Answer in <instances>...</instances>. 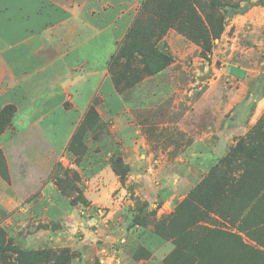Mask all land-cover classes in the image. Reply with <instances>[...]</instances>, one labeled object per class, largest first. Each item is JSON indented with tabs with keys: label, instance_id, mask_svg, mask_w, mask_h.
Instances as JSON below:
<instances>
[{
	"label": "crops",
	"instance_id": "crops-1",
	"mask_svg": "<svg viewBox=\"0 0 264 264\" xmlns=\"http://www.w3.org/2000/svg\"><path fill=\"white\" fill-rule=\"evenodd\" d=\"M144 1L0 0V112L14 108L0 132V229L9 236L17 220L25 223L36 207L47 220L46 213L54 212L55 220L66 224L83 223L70 213L96 208L99 215L88 219L98 229L93 231L96 236L103 224H126L138 203L150 209L158 202V214L170 212L176 193L200 183L241 133L236 103L225 115L219 101L213 112L215 127L207 126L204 137L188 143L184 153L170 161L129 122L134 101L116 91L108 63ZM161 88L149 95L137 93L135 99L162 103L157 100L165 95ZM217 99H223V93ZM92 106L100 120L111 123V137L94 140L87 131L86 150L76 158L68 146ZM145 110L140 129L157 125L154 134L161 139L167 125ZM114 145L129 168L123 186L111 168ZM177 162L184 165L183 178ZM155 164L163 166L156 169ZM101 208L108 211L101 213ZM139 235L151 245L160 244L148 230Z\"/></svg>",
	"mask_w": 264,
	"mask_h": 264
},
{
	"label": "rangeland",
	"instance_id": "rangeland-1",
	"mask_svg": "<svg viewBox=\"0 0 264 264\" xmlns=\"http://www.w3.org/2000/svg\"><path fill=\"white\" fill-rule=\"evenodd\" d=\"M259 1L264 0H219L220 6L215 7L210 16L223 19L222 30L215 40L208 35L209 61L203 57V44L197 36L200 30L193 22L198 19L204 23L206 14L209 15V0H193V14L183 20L186 24L181 21L159 29L148 18V11H142L143 2L128 29L131 30L129 41L136 43L132 44L133 50H124L120 56L124 46L121 41L115 60L108 67L111 79L120 82L117 92L134 101L129 122L137 126L134 128H138L142 136L153 141L158 155L168 156L170 161L178 159L188 143L204 137L207 126L215 127L213 112L219 101H223L221 107L225 115L236 103L241 133L235 136L233 143L226 145L222 153L225 162H219L192 189L201 188L197 195L200 194L202 204L189 206L190 188L188 193H176L170 212L163 210L158 214V202L150 209L145 203L144 206L138 203L135 211L145 218L144 227L130 226L127 221L122 227L111 228L107 223L99 227L98 236L93 232L98 229L88 220L99 215L96 208L84 214L82 211L70 213L83 223L66 224L55 220L54 212L46 213L50 219L47 220L36 207L25 223L17 220L10 236L0 229L5 239L0 264H264V190L259 193L264 178V151L259 153L258 149L256 154L252 153V148L263 139L260 130L254 134V127L260 125L262 130L264 126V7ZM129 41L124 43L125 48ZM152 41L154 44L148 47H154L164 56L162 70L156 74L144 69L139 53L134 51L141 50L140 43ZM126 58L128 63L124 67ZM159 87L165 92L157 99L162 103L154 104L149 96L151 102L135 99L137 93L149 95ZM222 93L223 99H217ZM152 108H156L153 113ZM144 109L151 111L149 115L157 114V120L167 125L161 129V139H156L154 134L159 129L157 125L151 130L140 129L143 126L140 118L147 115ZM86 126L83 139L87 131H92L94 140L111 137L108 129L111 123L100 120L99 116L93 129L92 121ZM251 133L254 136L249 143L247 136ZM238 144L243 151L237 158L227 159ZM85 150L82 143L69 151L77 158ZM109 154L112 162L122 160L117 145ZM162 166L154 165L156 169ZM176 166L183 178L184 165L177 162ZM184 179L189 181V178ZM155 182L163 186L159 180ZM131 188L128 186L129 190ZM104 211L108 210L101 208V213ZM143 230L152 232L160 240V247L149 244L139 235ZM156 231L163 237L156 235ZM176 246H179L180 256L172 263L167 259ZM34 253L39 255L32 259ZM108 257L111 259L105 261Z\"/></svg>",
	"mask_w": 264,
	"mask_h": 264
},
{
	"label": "trees",
	"instance_id": "trees-1",
	"mask_svg": "<svg viewBox=\"0 0 264 264\" xmlns=\"http://www.w3.org/2000/svg\"><path fill=\"white\" fill-rule=\"evenodd\" d=\"M258 4L264 7V1H259ZM193 6H194L193 0H148L143 3L142 11L144 13H145V9L148 11L147 12L149 13L148 18H151L153 20V24L157 26L159 29L162 26H167V27L175 26L179 24L181 21L184 22L183 21L184 19L187 20L188 18L186 17L189 14L191 15L193 14ZM217 6H220L219 0H209V8H208L209 15L206 14L205 16L206 18L203 24H202V21L198 19H193V22L198 25V31L200 30L197 36H199L202 41V44H203L202 54L206 61H209L208 55L210 54V50H211V42L210 40H208V35H211V40H215L219 37V34L221 33V30H222L223 19L210 16L211 12L214 11L215 7ZM184 24H186V22H184ZM130 31L128 30L122 39L124 46L121 49L122 51L120 53V56L124 54V50L126 52L130 48L132 49V46L136 44L134 40L129 41L131 37ZM126 41H129L128 43H126L129 45L125 48L124 43ZM150 43L154 44V41L146 42L143 44L140 43L141 50H134V51L135 53H139L144 69H146L147 72H149V74H156L162 70L161 64H162V60L164 59V56L163 54L159 53L154 47L150 49L148 47ZM146 48H148L147 49L148 51L146 50ZM130 53L131 51H129V54ZM115 57H116V52L111 56L110 61L108 63V67L111 65V62L115 60ZM127 63H128V58L125 59L124 67H126ZM112 82L114 84L116 91L119 90L120 82L117 81L116 79H113ZM13 112H14L13 107H5L0 112V132L5 128L6 125L9 124L10 119L12 118ZM88 121L90 122L92 121V125H93L92 129L94 125L98 122V115L95 112L93 106L92 108L89 109L88 113L86 114V117L84 118V120L82 121V123L77 128L74 135L72 136V140L68 146L69 150L74 151L75 145L79 146L83 143L82 137L84 135V130H87L86 125L88 124ZM262 122L263 120H260V123ZM259 130L261 131L260 134L262 135L263 139L259 140L257 144L255 145V147L252 148V153L254 154L258 152V149H259V153L261 151L262 152L264 151V126L262 127V130H261L260 125H258V127H254V134L258 133ZM251 138L252 136L250 137V141H251ZM242 151H243V147L240 144H238L233 150H231L227 159L233 160L234 158H237L236 156H238V154L241 153ZM222 162H225V159H223ZM122 164L123 162L120 159H116L113 162L111 161L112 171L114 172L116 176H118L120 185H123L125 183L126 175L129 171L128 166L123 165L124 166L123 167ZM215 166L213 168H215ZM2 176L5 178L4 172H2ZM239 181L240 180H238V183ZM241 182L242 181H240V183ZM199 189L201 188L197 187L194 190H192V192L190 193L188 197V202L189 201L191 202V204L189 205L191 208L196 207L195 204H198V205L202 204V201L200 199V194L197 195V192L199 191ZM262 190H264V178L260 183L259 193H261ZM144 205L145 204H143L142 206ZM144 219L145 218L140 216L139 212L136 211V213L134 212L130 216V220H129L130 226L140 225L144 227L142 223L143 221H145ZM156 232H157L156 235H158L159 237H163L160 234V232L158 231ZM4 241H5L4 233L0 230V252L1 250H3L1 245L4 243ZM177 244L178 243L176 242V245ZM38 255L39 253H34L32 255V259H35ZM179 256H180L179 246H176L175 249L168 255L167 260L171 261L172 263H175L174 261L177 260Z\"/></svg>",
	"mask_w": 264,
	"mask_h": 264
}]
</instances>
